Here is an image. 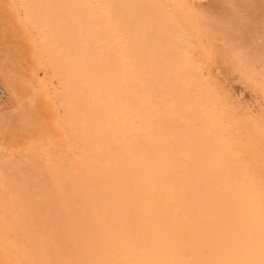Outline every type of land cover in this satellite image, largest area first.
<instances>
[{
	"label": "bare ground",
	"instance_id": "bare-ground-1",
	"mask_svg": "<svg viewBox=\"0 0 264 264\" xmlns=\"http://www.w3.org/2000/svg\"><path fill=\"white\" fill-rule=\"evenodd\" d=\"M5 2L72 144L0 148L7 264H264V111L208 79L184 0Z\"/></svg>",
	"mask_w": 264,
	"mask_h": 264
},
{
	"label": "rangeland",
	"instance_id": "rangeland-1",
	"mask_svg": "<svg viewBox=\"0 0 264 264\" xmlns=\"http://www.w3.org/2000/svg\"><path fill=\"white\" fill-rule=\"evenodd\" d=\"M183 9L201 47L202 67L209 81L229 101L259 115L264 111V71L260 70L264 68V0H184ZM19 14L17 7L6 8L5 0H0V60L21 100L17 106L8 92L0 95L1 110L7 116L0 122V148L8 156L28 158L38 153L49 161L53 147L72 144L69 139L62 142L65 128L47 83V65L35 56L33 37ZM249 60H254V68H245ZM34 145L38 152H33ZM11 216L0 209V239L5 238L3 223ZM3 242L5 239L0 240V264H7L5 256H13L11 250H3Z\"/></svg>",
	"mask_w": 264,
	"mask_h": 264
}]
</instances>
